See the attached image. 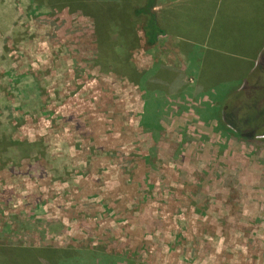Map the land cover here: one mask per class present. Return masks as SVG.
<instances>
[{"label": "rangeland", "instance_id": "obj_1", "mask_svg": "<svg viewBox=\"0 0 264 264\" xmlns=\"http://www.w3.org/2000/svg\"><path fill=\"white\" fill-rule=\"evenodd\" d=\"M138 35L135 83L90 17L0 0V264H264V97L195 96Z\"/></svg>", "mask_w": 264, "mask_h": 264}, {"label": "crops", "instance_id": "obj_2", "mask_svg": "<svg viewBox=\"0 0 264 264\" xmlns=\"http://www.w3.org/2000/svg\"><path fill=\"white\" fill-rule=\"evenodd\" d=\"M153 9L165 33L152 47L164 42L160 61L181 70L175 81L194 83L198 97H264V0H155Z\"/></svg>", "mask_w": 264, "mask_h": 264}, {"label": "trees", "instance_id": "obj_3", "mask_svg": "<svg viewBox=\"0 0 264 264\" xmlns=\"http://www.w3.org/2000/svg\"><path fill=\"white\" fill-rule=\"evenodd\" d=\"M37 1L47 2L51 8L57 10L68 8L90 17L97 44L95 64L103 71L114 72L135 83L138 82L136 78L145 73L135 66L131 52L139 46V30L147 47L154 46L158 37L165 33L153 9L155 0ZM135 23H139V30Z\"/></svg>", "mask_w": 264, "mask_h": 264}]
</instances>
